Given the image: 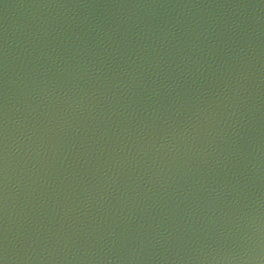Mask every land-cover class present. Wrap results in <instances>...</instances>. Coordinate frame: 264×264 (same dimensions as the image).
Returning a JSON list of instances; mask_svg holds the SVG:
<instances>
[{
  "label": "water",
  "instance_id": "obj_1",
  "mask_svg": "<svg viewBox=\"0 0 264 264\" xmlns=\"http://www.w3.org/2000/svg\"><path fill=\"white\" fill-rule=\"evenodd\" d=\"M2 264H264V0H0Z\"/></svg>",
  "mask_w": 264,
  "mask_h": 264
},
{
  "label": "snow or ice",
  "instance_id": "obj_2",
  "mask_svg": "<svg viewBox=\"0 0 264 264\" xmlns=\"http://www.w3.org/2000/svg\"><path fill=\"white\" fill-rule=\"evenodd\" d=\"M0 264H2V261H0Z\"/></svg>",
  "mask_w": 264,
  "mask_h": 264
}]
</instances>
